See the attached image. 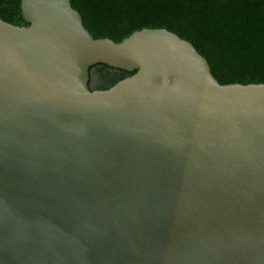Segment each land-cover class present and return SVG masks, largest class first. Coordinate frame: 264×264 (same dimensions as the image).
I'll use <instances>...</instances> for the list:
<instances>
[{
  "label": "water",
  "instance_id": "obj_1",
  "mask_svg": "<svg viewBox=\"0 0 264 264\" xmlns=\"http://www.w3.org/2000/svg\"><path fill=\"white\" fill-rule=\"evenodd\" d=\"M0 18V264H264V84L188 41L95 39L72 0ZM133 74L91 90V68Z\"/></svg>",
  "mask_w": 264,
  "mask_h": 264
},
{
  "label": "trees",
  "instance_id": "obj_2",
  "mask_svg": "<svg viewBox=\"0 0 264 264\" xmlns=\"http://www.w3.org/2000/svg\"><path fill=\"white\" fill-rule=\"evenodd\" d=\"M72 5L95 39L119 43L143 29H167L207 59L220 84H264V0H72ZM0 18L25 25L21 0H0ZM90 74L98 76L100 91L133 75L106 65Z\"/></svg>",
  "mask_w": 264,
  "mask_h": 264
},
{
  "label": "rangeland",
  "instance_id": "obj_3",
  "mask_svg": "<svg viewBox=\"0 0 264 264\" xmlns=\"http://www.w3.org/2000/svg\"><path fill=\"white\" fill-rule=\"evenodd\" d=\"M97 82H98V76L96 74H94L93 81H92L93 86H96Z\"/></svg>",
  "mask_w": 264,
  "mask_h": 264
},
{
  "label": "flooded vegetation",
  "instance_id": "obj_4",
  "mask_svg": "<svg viewBox=\"0 0 264 264\" xmlns=\"http://www.w3.org/2000/svg\"><path fill=\"white\" fill-rule=\"evenodd\" d=\"M22 26H25V25L23 24ZM92 88H93V90H95L96 89V86H93V84H92Z\"/></svg>",
  "mask_w": 264,
  "mask_h": 264
}]
</instances>
